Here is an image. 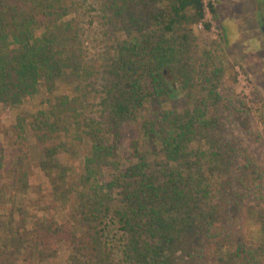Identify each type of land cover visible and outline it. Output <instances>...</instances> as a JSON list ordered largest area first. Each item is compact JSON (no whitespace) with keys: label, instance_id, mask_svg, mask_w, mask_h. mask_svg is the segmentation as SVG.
I'll return each instance as SVG.
<instances>
[{"label":"trees","instance_id":"1","mask_svg":"<svg viewBox=\"0 0 264 264\" xmlns=\"http://www.w3.org/2000/svg\"><path fill=\"white\" fill-rule=\"evenodd\" d=\"M205 16L204 0H0V107L11 109L45 92L43 106L18 115L9 128L8 141L20 145L16 153L27 168L39 163L43 170L59 169L68 119L82 109L72 94L78 89L65 88L76 84L82 68L90 77L80 46L92 33L113 42L101 109L81 129L88 140L82 176L92 181L86 183L91 190L75 209V224L54 227V221L42 230L34 245L42 259L43 251L57 249L55 241L66 240L91 264H197L187 254L193 238L220 223L216 197L230 182L221 181L223 173L201 155L215 165L231 164V158L215 138L216 116L207 117L200 105L177 110L167 68L174 64L188 87L187 45L194 25L210 29ZM203 137L212 148L191 151L190 142ZM128 144L130 163L116 165L110 180L99 179L100 166L117 161V149ZM9 241L0 242V264H16ZM236 248V263L241 256L246 264L257 260L258 250Z\"/></svg>","mask_w":264,"mask_h":264},{"label":"rangeland","instance_id":"2","mask_svg":"<svg viewBox=\"0 0 264 264\" xmlns=\"http://www.w3.org/2000/svg\"><path fill=\"white\" fill-rule=\"evenodd\" d=\"M205 2V21L211 27L193 26L191 42L187 45L191 69L188 87H183L174 64L168 65L167 71L178 111L186 112L200 105L207 117L218 118L215 138L226 150V158H231V164L215 165L208 155L201 156L223 173L221 181L230 182L219 187V198L216 197L222 207L218 215L220 223L213 233L193 238V249L187 254L197 264H246V256H241L242 260L237 263L233 256L241 244L258 250L253 264H264V35L259 28L252 33L256 25L242 14L240 4L223 2L233 12L231 21H224V8L218 7L220 13L216 20L211 11L214 0ZM223 26L230 28L226 37ZM99 32L102 34L101 27ZM112 43V39H105L104 35L97 38L92 33L80 46L83 65L90 66V77L85 76L87 69L82 68V76L74 77L76 84L65 88L66 92L78 89L72 94L82 109L68 119L69 130L63 135L64 147L59 150L60 167L56 173L43 170L39 163L29 164L27 168L16 153L20 145L12 147L8 141L13 135L9 128L16 123L18 115L34 113L43 106L45 92L17 107H0V242L12 240L8 254L16 264H91L74 253L68 241H55L54 236L58 247L52 252L43 251L46 259L41 258V250L37 251L34 245L50 222H57L54 227L67 221L75 224V209L91 190L92 181L89 184L82 176L88 140L81 129L85 119L101 109L102 84L108 78L107 56ZM204 99L207 103H202ZM26 135L31 138L29 131ZM28 144L22 145L27 157ZM201 145L208 150L212 148L210 141L203 137L191 141L189 149L198 152ZM132 151L130 144L120 146L117 161L107 160V164L100 166L97 177L110 180L117 172L116 165L124 167L130 163ZM23 156L26 157L25 153ZM215 176H211L213 180ZM219 243L224 244L222 249Z\"/></svg>","mask_w":264,"mask_h":264},{"label":"flooded vegetation","instance_id":"3","mask_svg":"<svg viewBox=\"0 0 264 264\" xmlns=\"http://www.w3.org/2000/svg\"><path fill=\"white\" fill-rule=\"evenodd\" d=\"M223 2L240 4L242 14L251 18V22L256 25L252 28V33L259 28L264 35V0H214L213 5L211 4V11L214 13L215 19L217 20V16L220 13L218 10L220 6V9L224 8L223 10L226 11V20L224 21H231L233 12L230 13L228 8L223 5ZM228 30H230L229 27L223 26V36L227 35Z\"/></svg>","mask_w":264,"mask_h":264},{"label":"built area","instance_id":"4","mask_svg":"<svg viewBox=\"0 0 264 264\" xmlns=\"http://www.w3.org/2000/svg\"><path fill=\"white\" fill-rule=\"evenodd\" d=\"M204 3H205V9H206V8H207V4H206L205 0H204ZM201 24H203V23L201 22L200 25H201Z\"/></svg>","mask_w":264,"mask_h":264}]
</instances>
